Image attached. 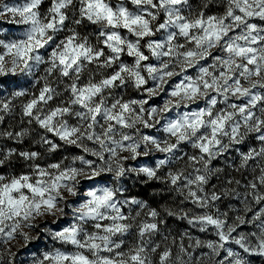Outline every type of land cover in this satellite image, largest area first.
<instances>
[{
	"label": "snow or ice",
	"instance_id": "obj_1",
	"mask_svg": "<svg viewBox=\"0 0 264 264\" xmlns=\"http://www.w3.org/2000/svg\"><path fill=\"white\" fill-rule=\"evenodd\" d=\"M22 97L42 131L0 147V170L24 169L0 172V264L46 216L68 223L32 264H264V0H0V124ZM129 179L179 203L127 195ZM169 217L218 239L168 243Z\"/></svg>",
	"mask_w": 264,
	"mask_h": 264
},
{
	"label": "rangeland",
	"instance_id": "obj_2",
	"mask_svg": "<svg viewBox=\"0 0 264 264\" xmlns=\"http://www.w3.org/2000/svg\"><path fill=\"white\" fill-rule=\"evenodd\" d=\"M15 2H22V0H15ZM44 7L46 8L47 4H45ZM6 83H11V82H6ZM13 90L15 89L12 87H9L8 89L9 92ZM31 91H35V89H31ZM28 98L29 97H22L14 101L16 105L14 113L10 115H6L4 123L0 124V129L9 130V131H20L22 128H28L30 130V135L25 138V142L23 144H19V145L15 141L10 139H0V147L3 148L17 147L22 150L28 148L34 139H38V136L35 135V133L41 132L42 130L38 129V127L35 124L31 126L28 125L26 118L24 119L23 123H21L20 105L21 103L26 102ZM125 98H139V95L135 91V89L129 87L125 91ZM33 147L35 148V145H33ZM186 150L191 151L190 149H186ZM80 154L82 153L79 149L75 147H70L66 151L61 150L56 154H53L50 157V159L54 161L64 156H67L70 159L71 156L80 155ZM131 163L133 166H137V164H147L151 166L153 160L150 157H145V158H138V161H132ZM219 163L222 166L223 160H221ZM22 170H24L22 164L17 163L14 167L2 169L0 170V172H3L4 174L8 175V174H18ZM126 184L129 188V192L127 193V195L137 196L138 198L149 200L150 205L153 207L167 205L174 208L176 204L179 203L178 198L176 199L175 202H173L174 194L168 193L166 191L161 193V189H166L167 186L161 184L158 181H151L147 185H144V184H140L134 179H129L126 181ZM186 207L191 208L193 206L191 204H188ZM221 209L225 210L224 205H221ZM55 219L56 218L52 216L41 217L38 218L36 221V223L39 226L38 230L25 229V231H27L29 235L33 238L32 241L27 245V247L24 246L25 242L23 238L20 236H18L17 239L12 242V251L17 253L15 257V264H32L33 255L39 257L42 252L51 250L54 246L60 247L58 243L54 245L50 238H47L45 235L42 234V230L45 227H54L56 229H59L68 223V220L66 218H61L56 224L53 225L52 221ZM167 230L171 232V235H169L168 243H170L173 238H175L179 243L180 236L185 231H187L192 237V240H189L187 239V237H185L184 244L186 246L189 244H193L196 239H200L202 241L218 239L214 234V230L209 229V231L207 232H201L198 228L188 225L187 221L179 220L176 217L167 218ZM239 231L249 232V231H255V229L252 228L251 226L246 225V226H241ZM227 246L233 247L235 250L239 251L238 246L236 245L229 244ZM207 251H209L207 248H201V249H197L194 254L196 256H199L201 252H207ZM224 255L225 253L221 252V255L216 259L217 260L222 259ZM255 264H262V262L260 260H257L255 261Z\"/></svg>",
	"mask_w": 264,
	"mask_h": 264
}]
</instances>
